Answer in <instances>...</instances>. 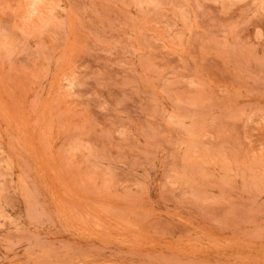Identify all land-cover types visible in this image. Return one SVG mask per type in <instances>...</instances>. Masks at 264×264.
Here are the masks:
<instances>
[{
	"label": "rangeland",
	"instance_id": "374dc122",
	"mask_svg": "<svg viewBox=\"0 0 264 264\" xmlns=\"http://www.w3.org/2000/svg\"><path fill=\"white\" fill-rule=\"evenodd\" d=\"M0 264H264V0H0Z\"/></svg>",
	"mask_w": 264,
	"mask_h": 264
}]
</instances>
